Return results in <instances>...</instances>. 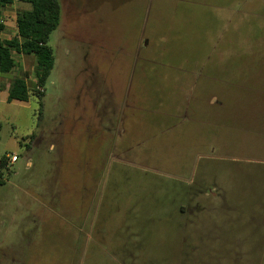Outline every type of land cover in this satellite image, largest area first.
I'll return each instance as SVG.
<instances>
[{
    "label": "rangeland",
    "instance_id": "obj_1",
    "mask_svg": "<svg viewBox=\"0 0 264 264\" xmlns=\"http://www.w3.org/2000/svg\"><path fill=\"white\" fill-rule=\"evenodd\" d=\"M59 3L44 87L33 56L0 74V264H264V0ZM217 55L220 88L174 85ZM94 71L110 110L78 99Z\"/></svg>",
    "mask_w": 264,
    "mask_h": 264
},
{
    "label": "trees",
    "instance_id": "obj_2",
    "mask_svg": "<svg viewBox=\"0 0 264 264\" xmlns=\"http://www.w3.org/2000/svg\"><path fill=\"white\" fill-rule=\"evenodd\" d=\"M14 0H0V12L13 4ZM30 5V10L16 12V35L9 40L1 39L5 23L0 21V74L11 73L15 67L12 54L33 56L36 61L34 76L36 85L44 87L53 68V54L48 46L51 33L57 29L60 22V4L58 0H19ZM39 99L42 94L38 95ZM29 90L24 78L12 80L7 91V102H27ZM6 158L0 159V168H4ZM1 175V174H0ZM2 183L0 182V185Z\"/></svg>",
    "mask_w": 264,
    "mask_h": 264
},
{
    "label": "crops",
    "instance_id": "obj_3",
    "mask_svg": "<svg viewBox=\"0 0 264 264\" xmlns=\"http://www.w3.org/2000/svg\"><path fill=\"white\" fill-rule=\"evenodd\" d=\"M7 10L10 11L9 18H12L14 21V27H15L14 36H15L16 32H17L16 25H15L16 12H17V10L18 11L19 10H25V11L30 10V5L27 3H22L19 0H14L12 5L3 8L0 13L3 14L4 17L5 16L7 17V15L5 13ZM60 12H61V8H60ZM4 23H5V29H6L7 21L4 20ZM162 57H163V55H162ZM218 57H219V61H218ZM222 60H223L222 55H220V56L217 55L216 60H215V58L213 60L212 57H209V56H205V58L201 61L197 60L194 57L186 58V61H190V63L185 67L186 69L183 68V69H180L179 71L177 70L176 72H174V76H175L174 85L176 83L177 84L178 83H184V84H187V86H186L187 91L189 88V91H196V92L197 91L205 92L206 88H208L211 84L215 87L220 88L222 85H224V81L220 80V76L222 74ZM197 61H199V62H197ZM211 61L214 62V67H215L214 70H211L208 68L209 62H211ZM215 61H216V64H215ZM217 62H220V64ZM219 67H221V68L219 69ZM142 72H143V70H142ZM96 75L98 76V74L95 73V71L91 73V78H92L91 82L87 83L88 88L85 87L86 84L83 85V88L81 89L82 92L80 91L81 93H80V96L78 99L84 100L85 105H86V106L84 105V107L86 108V110H88L90 108L92 109L95 107V102L92 100L93 96L90 93L94 92L93 90L96 88L98 89V91L102 88L101 92L106 94V96H104V97L107 100V104L104 101L102 107L108 108L110 110L111 109L112 93L114 92L112 90L113 87L111 88L112 82L106 81V78L104 77V79H103L100 76V74H99V76L101 77V81L97 82L96 81V79H97ZM197 76H200V78H201L200 81H199V79H197ZM263 78H264V76L260 72L258 75L255 74V80H254V85H253L254 87L249 88V92H251L253 90V88H255V85H258V84H256L257 82L261 81L264 84ZM140 88L141 87H138V90H140ZM237 88H238V90L237 91L234 90V91L237 93H241L240 92V89H241L240 86L237 85ZM139 92H141V91H139ZM215 92L217 93V91H215ZM219 92H221V91H219ZM213 93H214V91H213ZM251 93H253V92H251ZM102 96H101V99L103 98ZM250 102H252L251 96H250ZM200 104L203 105L202 102H200ZM254 112L255 111L251 112L250 118L253 116ZM109 113L110 112H108V118L107 119H105L106 113H104L102 119H100V117H98L99 118L98 123H99V125L102 126L100 130L103 132H106V133H109L111 131V118L109 116ZM121 121L123 122V118L121 119ZM94 122H95V120H92L91 123L88 122V132H89V128H91L90 126L91 125L94 126ZM205 122L208 123V120L205 119ZM93 130H95V129H93ZM16 162H14V163H16ZM45 220H46V218H45ZM11 251L16 252L14 248H12Z\"/></svg>",
    "mask_w": 264,
    "mask_h": 264
},
{
    "label": "built area",
    "instance_id": "obj_4",
    "mask_svg": "<svg viewBox=\"0 0 264 264\" xmlns=\"http://www.w3.org/2000/svg\"><path fill=\"white\" fill-rule=\"evenodd\" d=\"M0 21H1V19H0ZM17 159H16V156H13L12 158H11V162H15Z\"/></svg>",
    "mask_w": 264,
    "mask_h": 264
}]
</instances>
